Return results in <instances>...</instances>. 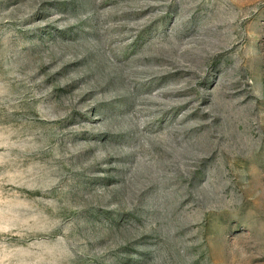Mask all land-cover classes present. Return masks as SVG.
I'll list each match as a JSON object with an SVG mask.
<instances>
[{
  "label": "rangeland",
  "instance_id": "rangeland-1",
  "mask_svg": "<svg viewBox=\"0 0 264 264\" xmlns=\"http://www.w3.org/2000/svg\"><path fill=\"white\" fill-rule=\"evenodd\" d=\"M0 264H264V0H0Z\"/></svg>",
  "mask_w": 264,
  "mask_h": 264
}]
</instances>
